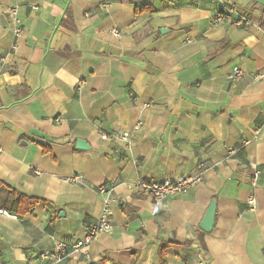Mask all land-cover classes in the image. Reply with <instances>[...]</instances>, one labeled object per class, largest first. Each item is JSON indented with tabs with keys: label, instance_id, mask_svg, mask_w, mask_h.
<instances>
[{
	"label": "crops",
	"instance_id": "0c3cea01",
	"mask_svg": "<svg viewBox=\"0 0 264 264\" xmlns=\"http://www.w3.org/2000/svg\"><path fill=\"white\" fill-rule=\"evenodd\" d=\"M230 5L237 14L216 22ZM0 57V180L41 199L25 215L0 205V264L84 237L102 184L114 187L112 231L91 244L92 262L61 264H264V0H0ZM201 159L204 180L159 204L133 185Z\"/></svg>",
	"mask_w": 264,
	"mask_h": 264
},
{
	"label": "built area",
	"instance_id": "2783aa9c",
	"mask_svg": "<svg viewBox=\"0 0 264 264\" xmlns=\"http://www.w3.org/2000/svg\"><path fill=\"white\" fill-rule=\"evenodd\" d=\"M35 9L37 7H34ZM12 18L16 22L15 33L20 35L22 32V23L18 15L17 8L13 7L11 9ZM237 14V9L235 5L228 6L225 10L219 11L215 17L216 22H222L225 18H229L231 15ZM233 24L237 26H246L251 25L252 20L247 15H238L232 19ZM260 29V27H258ZM115 34H119L117 30L113 31ZM15 47V46H14ZM1 61L5 60V57H0ZM243 74L242 69L239 66L233 68L232 78L238 80ZM142 125V121L136 123L135 128H139ZM101 137L103 139H109L111 137H123L128 139L130 136L129 131H117L116 133H107L100 131ZM231 155L235 154L237 150L233 147H227ZM208 169V163L206 159H201L195 167V170L188 174H181L175 177L164 178V179H154V178H139L133 185L138 187L145 193H147L156 203H160L165 198L179 194L186 191L188 188H191L205 178L206 172ZM37 170V168H36ZM37 173H41L37 170ZM261 171L259 169H254L252 184L257 185L260 179ZM68 182L72 183H81L84 180V175L81 173H72L66 177ZM99 191L104 195V207L98 217V219L91 223L87 229V232L84 237L77 239L75 241H65V240H56L55 247L52 250H44L34 261H31L30 264H61L69 256L73 254H81L86 259L92 260V254L90 251V246L97 236L102 232H110L113 229V220H112V203L116 201V197L113 195L114 187L108 186L107 184H102L99 186ZM248 203L250 209H254L257 199L255 195H250L248 198ZM6 215H10L6 210H1ZM91 264H98L93 262Z\"/></svg>",
	"mask_w": 264,
	"mask_h": 264
},
{
	"label": "trees",
	"instance_id": "16d2710c",
	"mask_svg": "<svg viewBox=\"0 0 264 264\" xmlns=\"http://www.w3.org/2000/svg\"><path fill=\"white\" fill-rule=\"evenodd\" d=\"M139 12L144 11H155L154 7L150 5L140 6L136 10ZM41 202V199L27 195L23 192H20L14 187H11L4 181L0 180V205L2 208L8 210L11 213L18 215H25L34 210L36 205ZM165 246V245H164ZM161 246L160 253H162L163 262H165V247ZM134 259V263H135ZM133 263V264H134Z\"/></svg>",
	"mask_w": 264,
	"mask_h": 264
},
{
	"label": "water",
	"instance_id": "95a60500",
	"mask_svg": "<svg viewBox=\"0 0 264 264\" xmlns=\"http://www.w3.org/2000/svg\"><path fill=\"white\" fill-rule=\"evenodd\" d=\"M78 147L85 149L88 148L89 145L85 139H78ZM215 214H216V201L213 200L210 204V207L200 224V227L205 231V232H210L212 231L214 225H215Z\"/></svg>",
	"mask_w": 264,
	"mask_h": 264
}]
</instances>
